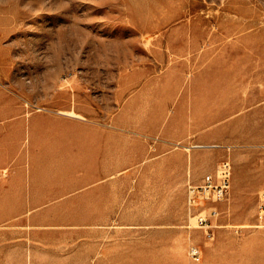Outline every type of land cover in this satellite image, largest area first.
Segmentation results:
<instances>
[{
	"label": "rangeland",
	"instance_id": "1",
	"mask_svg": "<svg viewBox=\"0 0 264 264\" xmlns=\"http://www.w3.org/2000/svg\"><path fill=\"white\" fill-rule=\"evenodd\" d=\"M0 107L25 152L58 121L150 150L90 185L39 162L42 199L0 194V264H264V0H0ZM226 160L228 194L190 207Z\"/></svg>",
	"mask_w": 264,
	"mask_h": 264
},
{
	"label": "crops",
	"instance_id": "2",
	"mask_svg": "<svg viewBox=\"0 0 264 264\" xmlns=\"http://www.w3.org/2000/svg\"><path fill=\"white\" fill-rule=\"evenodd\" d=\"M8 110L9 107H0V123L2 122L0 124V172L6 171L8 173L9 169L12 168L16 170V173L11 174L9 177L7 174L5 176L0 174V194L3 192L9 193L10 198L15 196L13 199L15 198L18 201V208L23 211L26 209L25 201L42 199L36 189L39 184L36 168L41 161H56L58 169L66 170L63 175L72 178L80 176L75 170L82 168L84 172L81 175L83 178H87V181H84V183L90 185L102 182L98 180L91 181L89 179L91 177L90 169L92 162L98 163V165L94 166L98 169L113 168L124 170L135 167L139 162H143L148 153H150L149 146L146 144L145 138L148 136L146 134L114 132L113 135L116 137L113 140L114 145L112 146L114 150L109 155L106 140V136H108L107 132L94 130L92 134V130L90 129L75 128L74 123L62 124L59 121L56 128L52 131L51 137L43 135L45 139H38L37 145L28 152H25L23 146L27 127L26 114L19 115L18 120H14V124L12 125L9 122L8 117H10V112ZM63 113L66 112H61V114ZM80 118L82 119V116ZM156 135L149 134V136ZM165 135L162 136V145H159L156 149V153L163 154L162 157L159 156L157 164L162 163L163 166V163L168 161L167 156L164 155L166 151L165 147L167 146L166 142L169 141V137L167 138ZM39 136L37 135V137ZM39 144L42 145V149H39ZM48 147L50 150L45 149ZM27 162H29L30 167L29 188L26 178L23 176ZM73 184L74 182H72ZM57 198V196H47L43 199L55 200ZM20 202L22 203L21 205H19ZM26 214L19 212L14 215L24 216Z\"/></svg>",
	"mask_w": 264,
	"mask_h": 264
},
{
	"label": "built area",
	"instance_id": "3",
	"mask_svg": "<svg viewBox=\"0 0 264 264\" xmlns=\"http://www.w3.org/2000/svg\"><path fill=\"white\" fill-rule=\"evenodd\" d=\"M232 171L231 162L226 160L219 166L216 177L212 174L207 175L202 186L190 187L188 198L189 206H195L198 200L210 198V195H214V197L218 199H223L228 194L231 187ZM6 174V171L2 172V175L5 176ZM212 214L216 215L217 211L212 210ZM200 223L203 225L207 223V220L205 218L200 219ZM192 256L195 260H199L198 251H193Z\"/></svg>",
	"mask_w": 264,
	"mask_h": 264
},
{
	"label": "bare ground",
	"instance_id": "4",
	"mask_svg": "<svg viewBox=\"0 0 264 264\" xmlns=\"http://www.w3.org/2000/svg\"><path fill=\"white\" fill-rule=\"evenodd\" d=\"M63 114H65L67 116H71V117H77V118L81 117L80 115H77L76 113H63Z\"/></svg>",
	"mask_w": 264,
	"mask_h": 264
}]
</instances>
